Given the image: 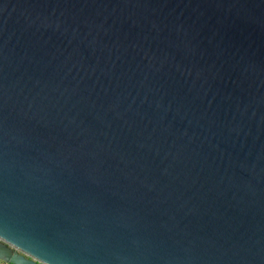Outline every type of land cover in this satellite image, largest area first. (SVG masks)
Wrapping results in <instances>:
<instances>
[{
	"label": "water",
	"instance_id": "obj_1",
	"mask_svg": "<svg viewBox=\"0 0 264 264\" xmlns=\"http://www.w3.org/2000/svg\"><path fill=\"white\" fill-rule=\"evenodd\" d=\"M0 263L264 264V0H0Z\"/></svg>",
	"mask_w": 264,
	"mask_h": 264
},
{
	"label": "flooded vegetation",
	"instance_id": "obj_2",
	"mask_svg": "<svg viewBox=\"0 0 264 264\" xmlns=\"http://www.w3.org/2000/svg\"><path fill=\"white\" fill-rule=\"evenodd\" d=\"M0 264H2V263H0Z\"/></svg>",
	"mask_w": 264,
	"mask_h": 264
}]
</instances>
